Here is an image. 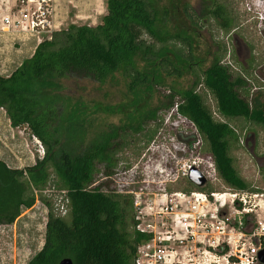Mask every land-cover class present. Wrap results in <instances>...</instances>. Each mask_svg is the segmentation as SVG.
<instances>
[{
	"label": "trees",
	"instance_id": "trees-1",
	"mask_svg": "<svg viewBox=\"0 0 264 264\" xmlns=\"http://www.w3.org/2000/svg\"><path fill=\"white\" fill-rule=\"evenodd\" d=\"M207 1L204 21L213 19L226 33L237 26L234 0ZM105 8L95 25L69 23L52 30L30 57L9 75H0V108L11 125L29 127L45 146L43 156L25 168L10 167L0 159V223L12 222L36 196L47 206L44 241L30 264H57L64 257L72 264H135L137 246L151 233L135 228L132 195L105 178L113 173L116 152L131 139L138 140L134 132L141 133L146 122L158 118V106L152 104L158 84L168 86L165 105H175V113L194 125L221 184L263 190L235 164L232 148L240 141L231 121L243 119L264 131V88L253 92L243 88L245 78L221 62L223 53L215 41L214 52L208 47L198 50L196 12L190 2L105 0ZM208 57L209 64L202 67ZM195 66L201 77L189 86L173 84ZM262 68L264 73V62ZM64 78L100 84H117L122 78L128 92L125 99L102 105L61 93ZM199 81L211 93L220 118L196 90ZM98 111L118 116L119 124L92 131ZM155 130L142 132L146 142ZM99 171L104 178L98 179ZM52 176L56 187L64 190L63 209L42 192ZM176 183L166 189H199L186 177ZM213 188L207 183L203 189Z\"/></svg>",
	"mask_w": 264,
	"mask_h": 264
},
{
	"label": "rangeland",
	"instance_id": "rangeland-1",
	"mask_svg": "<svg viewBox=\"0 0 264 264\" xmlns=\"http://www.w3.org/2000/svg\"><path fill=\"white\" fill-rule=\"evenodd\" d=\"M188 1L196 12L194 21L198 32V50L204 52V49L208 47L211 52H214L217 49L215 41L220 45L223 53L221 62L245 78L246 83L243 88L249 92L262 89L264 87L262 70L264 62V0H234L238 20L237 26L229 33L219 29L211 18L203 20L206 16L207 0ZM99 3L100 8L101 5L102 8H105L104 0L102 2L97 0V6L94 1L92 7H98ZM93 11L95 12L97 9ZM99 20L96 18V23ZM3 38L0 41V69H6L2 72V74H6L14 68L20 57H17V44L6 36ZM28 41L30 40L26 39V43L22 44L21 55H25L29 46L33 44ZM208 64L209 57L202 67ZM201 74V69L195 66L192 73L185 74L176 81V84L171 81V78H168V82L173 83L176 87L189 86L196 76L201 77ZM61 85L60 92L63 94L86 101H99L102 105H111L121 101L125 99L128 92L122 78L117 84H100L85 78H64L61 80ZM196 90L202 93L206 104L213 110V114L220 118L216 114L215 101L211 93L200 81L196 85ZM168 92L166 84L155 86L152 104L154 107L158 106L156 121L159 125L156 126V121L151 120L146 122L141 130L144 132L148 128L156 127L152 138L146 142V137L142 132H134L135 134H133L138 140L131 139L130 145L121 147L116 152L117 162L113 167V173L110 177L105 178L106 182L114 183L116 188L129 193L133 199L138 198L141 207L146 203L148 208V198L153 197V192H160L167 185L175 187L176 181L180 179L174 178L172 175L176 160L182 157L206 155L202 148L203 141L194 125L175 113L176 110L173 109V106L168 108L165 105L169 98ZM108 123L119 124V117L98 111L92 131L94 129H97V132L104 131ZM231 124L239 134V141H242L232 148L235 164L240 173L252 185L264 190V131L255 124H248L243 119H234ZM242 125L243 128H241ZM44 149L43 142L31 132L29 127L11 125L6 111L0 108L1 160L10 167L25 168L40 159L44 154ZM216 176L217 180L210 181L212 186L217 183L221 184L218 173ZM97 177L98 179L104 178L100 171ZM53 179L52 176L42 192L50 200H55L59 209H63L65 205L63 202L61 203L60 199L64 190L57 188ZM34 192L37 194L36 190ZM138 210L139 208H135L136 213ZM145 211L147 210L145 209ZM41 213H44L42 205L34 201L31 206L22 207L19 215L12 222L0 223V264H30V258L41 248L44 241L45 224ZM159 219L158 216L149 218L146 214L141 213V220L144 222L157 221L158 223Z\"/></svg>",
	"mask_w": 264,
	"mask_h": 264
},
{
	"label": "built area",
	"instance_id": "built-area-1",
	"mask_svg": "<svg viewBox=\"0 0 264 264\" xmlns=\"http://www.w3.org/2000/svg\"><path fill=\"white\" fill-rule=\"evenodd\" d=\"M13 2L0 0V41L6 36L17 44V66L34 53L38 43L50 38L52 30L59 28L53 22V0ZM26 39L33 44L21 55ZM13 69L6 74H2L6 69H0V75L7 76ZM192 167L206 178L199 189L168 191L165 187L148 198L149 209L146 203L141 207L138 198L133 199L134 209L139 208L138 213L135 211V228L151 233L149 239L137 246L135 263L264 264L258 258V252L264 251V190L234 189L217 182L212 190L203 189L207 182L217 180V170L209 155L176 160L172 175L188 179ZM35 202L42 205L41 215L46 224V203L37 196ZM141 213L149 218L158 216L159 222H144Z\"/></svg>",
	"mask_w": 264,
	"mask_h": 264
},
{
	"label": "crops",
	"instance_id": "crops-1",
	"mask_svg": "<svg viewBox=\"0 0 264 264\" xmlns=\"http://www.w3.org/2000/svg\"><path fill=\"white\" fill-rule=\"evenodd\" d=\"M14 0H10L9 4H13ZM97 0H53V22L56 24V28L65 27L69 23L76 24H97L95 19H101L102 15L106 13V8L92 7ZM102 0H99V2ZM105 2V0H104ZM97 9V11H93ZM95 18V19H94ZM100 21V20H99Z\"/></svg>",
	"mask_w": 264,
	"mask_h": 264
},
{
	"label": "water",
	"instance_id": "water-1",
	"mask_svg": "<svg viewBox=\"0 0 264 264\" xmlns=\"http://www.w3.org/2000/svg\"><path fill=\"white\" fill-rule=\"evenodd\" d=\"M188 180L191 181L197 187H202L205 182V176L196 167H192L188 172ZM258 258L261 263H264V251L260 250L258 252ZM57 264H72V259L70 257H64L58 261Z\"/></svg>",
	"mask_w": 264,
	"mask_h": 264
}]
</instances>
